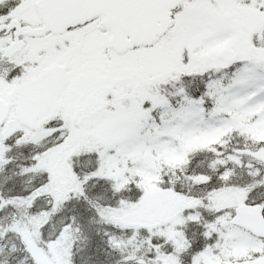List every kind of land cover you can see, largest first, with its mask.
<instances>
[{
	"label": "snow or ice",
	"instance_id": "obj_1",
	"mask_svg": "<svg viewBox=\"0 0 264 264\" xmlns=\"http://www.w3.org/2000/svg\"><path fill=\"white\" fill-rule=\"evenodd\" d=\"M0 264H264V0H0Z\"/></svg>",
	"mask_w": 264,
	"mask_h": 264
}]
</instances>
